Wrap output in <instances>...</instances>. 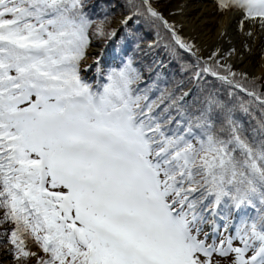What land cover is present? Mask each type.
Listing matches in <instances>:
<instances>
[{"label": "snow or ice", "instance_id": "1", "mask_svg": "<svg viewBox=\"0 0 264 264\" xmlns=\"http://www.w3.org/2000/svg\"><path fill=\"white\" fill-rule=\"evenodd\" d=\"M199 2L0 0V264H264V0Z\"/></svg>", "mask_w": 264, "mask_h": 264}, {"label": "bare ground", "instance_id": "2", "mask_svg": "<svg viewBox=\"0 0 264 264\" xmlns=\"http://www.w3.org/2000/svg\"><path fill=\"white\" fill-rule=\"evenodd\" d=\"M189 8H191V9H193V10L199 8L201 11H204L205 8H206V6L203 5V4H201V3L199 2V0H189ZM193 14H194V15H199V12L194 11ZM209 36H210V38H211L212 34L209 33Z\"/></svg>", "mask_w": 264, "mask_h": 264}]
</instances>
